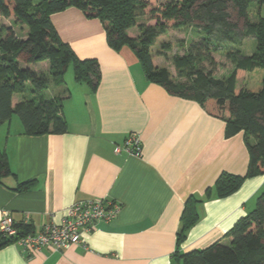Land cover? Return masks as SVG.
Returning <instances> with one entry per match:
<instances>
[{
	"label": "crops",
	"instance_id": "0c3cea01",
	"mask_svg": "<svg viewBox=\"0 0 264 264\" xmlns=\"http://www.w3.org/2000/svg\"><path fill=\"white\" fill-rule=\"evenodd\" d=\"M51 20L81 59L99 61L101 80L95 92L77 84L74 71L69 85L65 82L70 93L63 96L64 133L26 134L16 114L0 125V149L13 173L0 181V220L7 209L16 223L39 233L60 223L80 199L104 197L120 210L113 221L97 223L82 233L79 244L64 250L46 246L29 255L7 244L0 248V264H182L173 257L177 249L187 253L229 242L227 232L255 209L264 186V175H254L235 193L216 194L223 172L247 173L243 132L228 136L225 119L149 81L129 47L109 46L99 19L69 7ZM132 133L141 139V155L124 148ZM191 198L197 199L198 219L178 245Z\"/></svg>",
	"mask_w": 264,
	"mask_h": 264
},
{
	"label": "trees",
	"instance_id": "16d2710c",
	"mask_svg": "<svg viewBox=\"0 0 264 264\" xmlns=\"http://www.w3.org/2000/svg\"><path fill=\"white\" fill-rule=\"evenodd\" d=\"M253 2L259 9L264 5V0H170L145 12L147 0H41L36 4L32 0H0V125L16 114L26 134L66 132L63 96L70 93L64 79L69 66H73L77 84L88 85L92 92L97 90L101 80L99 61L81 59L51 20L52 14L76 7L102 22L112 49L129 47L135 53L149 81L195 100L225 119L228 136L243 132L249 151L247 173L223 172L214 186L218 197H227L248 177L264 175V75L257 91L238 87L237 80L238 70H264V17L259 10L258 17L251 18ZM229 7L237 11L243 26L231 19ZM146 14L151 20L138 24L139 32L133 31L138 17ZM170 21L174 27H187L198 38L188 46L181 42L183 53L172 59L175 76L168 67L155 63L152 54ZM25 26L27 31L23 33ZM250 41L255 49L246 54ZM164 46L171 48L169 44ZM215 54L234 66L228 75L215 74ZM43 62L48 63L47 70L40 69L41 65L34 68ZM52 83L53 89H60L59 94L50 95V90L46 93ZM11 174L7 154L0 149V181ZM196 203L197 199L191 198L185 204L178 245L198 219ZM15 226L21 235L33 232L28 224ZM226 236L229 242L217 241L187 253L177 249L173 257L182 264H264V186L255 209L238 219ZM16 239L0 231V248Z\"/></svg>",
	"mask_w": 264,
	"mask_h": 264
},
{
	"label": "built area",
	"instance_id": "2783aa9c",
	"mask_svg": "<svg viewBox=\"0 0 264 264\" xmlns=\"http://www.w3.org/2000/svg\"><path fill=\"white\" fill-rule=\"evenodd\" d=\"M124 148L131 153L141 155L140 137L135 133L130 134L125 140ZM120 150L119 146L115 148L116 152ZM119 210V203L108 201L104 197L80 199L66 209L60 223L45 225L39 233L21 235L10 211L4 209L0 220V231L7 236H16L15 244L29 255L46 246L55 250H64L79 244L82 233L91 232L97 223L113 221L118 216Z\"/></svg>",
	"mask_w": 264,
	"mask_h": 264
},
{
	"label": "rangeland",
	"instance_id": "374dc122",
	"mask_svg": "<svg viewBox=\"0 0 264 264\" xmlns=\"http://www.w3.org/2000/svg\"><path fill=\"white\" fill-rule=\"evenodd\" d=\"M149 6L147 7L145 12H149V10L152 7H158L160 5H164L165 3L169 2L170 0H147ZM251 10V18L256 19L258 17V11L260 10V15L264 17V5L259 9V5L257 2H253L250 7ZM229 12L231 15V19L234 21H237L240 26H243V20L238 17L237 11L233 9L232 7H229ZM150 14L146 15H140L137 20V25L133 27V31L139 32L138 31V24L145 23L147 21H150ZM7 22V20H5ZM174 22L170 21L168 22V28L165 33L161 34L157 41L156 44L152 48V54L154 57L155 63H157L159 66H166L168 67L172 74L175 76L176 71L173 65L172 59L176 54H182L183 49L181 46V42L184 41L186 42V45L190 43V41L193 39L194 42L198 40V38L192 36L193 34L190 32V30L187 29V27H182V28H177L173 26ZM164 44H169L170 49H167ZM255 47L251 45L248 48H245V53H252L254 51ZM215 60L218 61V67L216 69L215 74L217 76H225L228 75V73L234 69L230 61H228L224 56L220 54H215L214 55ZM40 64L35 65L34 68L39 67ZM46 65L43 64L41 67L46 69ZM73 75V66H69L68 71L66 72L64 79L65 82L68 83L69 85V78ZM264 75V70L257 68L253 71H243V70H238V87H245L254 91H257L261 88V82L262 78ZM66 86V85H65ZM53 83L49 86L47 89L46 93L51 89H53ZM58 88V87H57ZM60 91V89H58ZM15 118H17V115ZM226 243V242H225Z\"/></svg>",
	"mask_w": 264,
	"mask_h": 264
}]
</instances>
